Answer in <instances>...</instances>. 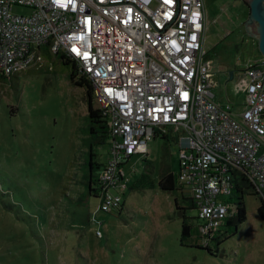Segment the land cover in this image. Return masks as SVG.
I'll list each match as a JSON object with an SVG mask.
<instances>
[{
  "label": "rangeland",
  "instance_id": "obj_1",
  "mask_svg": "<svg viewBox=\"0 0 264 264\" xmlns=\"http://www.w3.org/2000/svg\"><path fill=\"white\" fill-rule=\"evenodd\" d=\"M203 1L204 47L216 73L212 92L237 116L244 96L233 80L225 82L227 71H243L262 58L258 27L249 22L243 0ZM30 11L12 7L15 14ZM52 61L49 68L34 64L0 79V264H264V221L256 210L260 199L252 194L244 196L246 220L235 233L223 226L227 238L211 241V252L196 246V210L186 208L192 246L180 244L174 199L186 207L189 192L158 185L162 171L178 170L171 135L154 137L146 154L127 159L120 168L124 204L119 212L102 211L100 197L88 194L86 185L92 139L85 90L70 83L71 67ZM108 149V143L93 144V160L104 164ZM147 161L153 187L129 189ZM98 173L92 172L93 188Z\"/></svg>",
  "mask_w": 264,
  "mask_h": 264
},
{
  "label": "built area",
  "instance_id": "obj_2",
  "mask_svg": "<svg viewBox=\"0 0 264 264\" xmlns=\"http://www.w3.org/2000/svg\"><path fill=\"white\" fill-rule=\"evenodd\" d=\"M14 5L31 11L15 14ZM205 25L203 0H0L2 74L51 67L47 50L90 80L108 131L109 155L96 180L100 209L122 205V158L171 135L177 185L193 201L203 244L234 215L229 198L241 175L264 204V62L238 76L244 101L234 116L230 104L213 99Z\"/></svg>",
  "mask_w": 264,
  "mask_h": 264
},
{
  "label": "trees",
  "instance_id": "obj_3",
  "mask_svg": "<svg viewBox=\"0 0 264 264\" xmlns=\"http://www.w3.org/2000/svg\"><path fill=\"white\" fill-rule=\"evenodd\" d=\"M43 54H44V59H45L48 54L46 51H44ZM60 62L66 65L68 64L74 65V63H72L68 59L66 60L60 59ZM67 75H68V79L71 84H74L75 86L83 87L85 90L86 109H87L86 117L88 118L89 134H90V138L92 139L91 147L89 149V157H92V158L91 159L89 158L88 160L89 173L87 175L88 178L86 177V185L88 188V194L93 193L94 196L99 197L97 193L98 189L96 187L93 188L92 186V182L94 181L92 179V172L95 168H99V173H100L103 163H98L93 160V156L95 155V153H93L92 145L93 144L100 145V144L108 143L107 142V137H108L107 125L105 122V118L103 114L101 113L100 109L97 106H94V101L92 99V88H91L90 80L88 79V77L84 73L78 72V70L75 67L74 69L69 71ZM14 76L16 75L15 74L4 75L0 72V79L2 80L11 79ZM129 157L130 156H126L122 158L123 159L122 166L125 165ZM147 162L148 163H146L145 169L142 172H140L139 176L135 178L133 182H130L129 189L143 190V189L153 187L154 181L150 173L151 163L150 161H147ZM158 185L160 189L164 191H174V190L179 189L177 185V181H176V174L172 173L169 170H164L161 172L160 178L158 180ZM247 194L256 195L252 185L249 182H247L246 179L241 175L237 179L236 185L234 189L232 190V193L229 198L230 200H233L235 202L236 211L234 215L228 221H226L224 225V226H227L228 229H232V233H235L237 230V227L246 220V208H245V203H244V196ZM186 199H188V202H189L188 203L189 205L186 207L182 205L181 202H179L177 198L174 199V204H175V210L181 218V230H180L179 242L183 246H192L187 243V238L192 236L193 224L190 221L191 218H188L186 216L185 211H186V208H193V201L190 198V196ZM123 204H124V200L121 206H123ZM120 209H117V211L119 212ZM256 210H257L259 217L264 221V204L261 200ZM226 230L219 231V233L211 237L210 241H208V243L206 244H203L201 240L198 239V243L196 244V246H198L199 248L205 249L207 252H211L209 243L211 241H215L217 244L221 243V241L227 238L225 237L227 234L225 232H228V230L227 231Z\"/></svg>",
  "mask_w": 264,
  "mask_h": 264
},
{
  "label": "water",
  "instance_id": "obj_4",
  "mask_svg": "<svg viewBox=\"0 0 264 264\" xmlns=\"http://www.w3.org/2000/svg\"><path fill=\"white\" fill-rule=\"evenodd\" d=\"M249 7H250V20H255L259 23V28H258V46L259 50L262 53V56L264 57V13L260 11V7L264 5V0H249ZM232 72L230 73V78L229 80L232 79L231 77Z\"/></svg>",
  "mask_w": 264,
  "mask_h": 264
},
{
  "label": "crops",
  "instance_id": "obj_5",
  "mask_svg": "<svg viewBox=\"0 0 264 264\" xmlns=\"http://www.w3.org/2000/svg\"><path fill=\"white\" fill-rule=\"evenodd\" d=\"M203 48L206 50V48L204 47V41H203ZM44 51H46L47 52V57L44 59L46 62H50V63H52L53 61V57L49 54V52L47 51V50H43V52H42V55H43V58H44ZM207 51V50H206ZM207 54H208V52H207ZM59 60V59H58ZM60 61V60H59ZM255 62H258V63H263L264 62V57L262 56V58L260 59V60H256ZM213 69H214V67H213ZM213 72H214V70H213ZM232 72V74H231V77H232V79L231 80H233L234 81V83H235V87H236V80H237V78H238V76L240 75V73H241V71H238V72H236L235 73V71H233V70H230V71H227V75H229V77L226 79V81L225 82H227V81H230L229 80V78H230V73ZM214 75H216V73L214 72ZM241 93H243L242 91H241ZM243 96H244V93H243ZM213 99L216 101V102H218L219 104H226V103H228V102H221V101H218L217 99H215V95H214V93H213ZM243 101H244V97H243ZM229 104V103H228ZM243 105V104H242ZM243 107V106H242ZM241 112V111H240ZM240 112L238 113V115L240 114Z\"/></svg>",
  "mask_w": 264,
  "mask_h": 264
},
{
  "label": "flooded vegetation",
  "instance_id": "obj_6",
  "mask_svg": "<svg viewBox=\"0 0 264 264\" xmlns=\"http://www.w3.org/2000/svg\"><path fill=\"white\" fill-rule=\"evenodd\" d=\"M243 3H244V6L246 7V9H247V12H248V15H249V17L251 16V14H250V7H249V3H250V1L249 0H243ZM260 11L262 12V13H264V5L262 6V7H260ZM254 24H256V26L259 28V23L257 22V21H255V20H251ZM259 33V32H258ZM68 66L69 67H71L72 69H74V65H72V64H68ZM76 68V67H75Z\"/></svg>",
  "mask_w": 264,
  "mask_h": 264
},
{
  "label": "bare ground",
  "instance_id": "obj_7",
  "mask_svg": "<svg viewBox=\"0 0 264 264\" xmlns=\"http://www.w3.org/2000/svg\"><path fill=\"white\" fill-rule=\"evenodd\" d=\"M121 208V207H120ZM120 208H118V209H120ZM117 210V209H116ZM116 210H113V211H109L108 213H112V212H114V211H116Z\"/></svg>",
  "mask_w": 264,
  "mask_h": 264
}]
</instances>
